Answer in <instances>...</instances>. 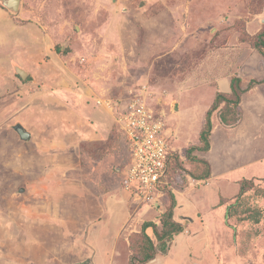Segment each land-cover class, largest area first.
Segmentation results:
<instances>
[{
  "label": "rangeland",
  "instance_id": "obj_1",
  "mask_svg": "<svg viewBox=\"0 0 264 264\" xmlns=\"http://www.w3.org/2000/svg\"><path fill=\"white\" fill-rule=\"evenodd\" d=\"M263 24L264 0H21L16 12L0 2V264H93L110 245L114 227L99 219L102 177L92 179L82 158L109 134L121 139L113 122L139 90L146 91L139 99L163 122L166 142L186 148L184 141L196 140L207 112L217 114L212 107L217 73L239 71L246 83L252 71L260 75L255 60L264 62L263 55L239 36H253ZM221 42H228L223 53L209 52ZM57 45L67 53L52 50ZM14 63L31 74L28 93L15 89L20 79ZM240 101L247 127L221 131L212 142L244 139L240 161H232V172H223L220 180L237 173L241 180L252 173L256 180L250 178L246 196L258 205L261 198L254 190L264 188V158L256 160L264 155V83ZM115 105L123 113L115 114ZM62 108L67 111L60 114ZM17 124L30 138L22 141ZM52 139L62 146L46 148ZM110 156L111 163H125L123 141ZM226 158L216 171L227 168ZM105 179L103 191L109 186L114 192L102 205H108L112 220L123 213L120 206L128 208L123 209L127 224L117 234L127 244L126 233L147 221L139 207L144 202ZM48 188L51 192L44 193ZM224 190L230 196L233 186ZM154 212L148 210L154 214L149 219L157 222L161 214ZM43 214L51 218L50 225H30V216L44 219ZM236 226L228 237L215 229V254L204 264H264L263 223L238 221ZM125 252L122 247L117 253L120 261Z\"/></svg>",
  "mask_w": 264,
  "mask_h": 264
},
{
  "label": "crops",
  "instance_id": "obj_2",
  "mask_svg": "<svg viewBox=\"0 0 264 264\" xmlns=\"http://www.w3.org/2000/svg\"><path fill=\"white\" fill-rule=\"evenodd\" d=\"M63 48L64 47H62V49ZM52 50H54V47H52ZM221 56L223 55L221 54ZM258 58L256 57V60L255 58L254 60L258 62L260 75L257 76V74H254V72L252 71L250 75L253 78L252 80L249 79L247 83L244 82L242 77H240L242 75H240L239 71L225 73L224 70H221L220 73H217L216 78H218V81L214 82L216 85L215 95L217 94V92H230V80L232 79V77L239 78L241 80V86L243 88L247 86L251 81L261 79L259 82L253 83V85L245 91L246 93L243 92L241 94L240 100H242V97L246 94H249L251 97V94L254 93L257 89V85L264 83V62L258 60ZM238 66L239 65H236V67ZM31 67L33 69L34 66L31 65ZM17 68H19L18 65L14 63V72L16 73L17 71H15V69ZM54 71H56V66H54ZM24 72H26L25 78L22 79V77L19 75L22 80H25L28 75H30V79H32L31 74L28 71ZM57 76L62 79L61 81H64L66 78L60 75ZM22 80H20V84H18V86L16 85L17 87H15V89L16 91H25L28 93L29 90H27V81L23 82ZM39 92L40 90H38L36 94H39ZM59 94L60 93H58L57 95ZM57 95L56 97L58 98ZM82 97L83 96H81V98ZM61 98L62 97H59L58 99L60 100ZM174 100L176 101V99ZM239 105H241V101L239 102ZM66 111V109L62 108L59 110V113L63 114ZM68 111H70V109ZM240 111L241 117L237 120L235 124L228 126L220 123L217 114H214L212 116V129L207 138L208 145L206 149L202 148L203 143L199 138V132L203 128L205 120L203 121L202 126H200L199 128L196 140L187 139L184 141V146L186 148H182V145H174V143L169 144V149L171 150L172 155L169 160L167 176L159 184V188L155 192L156 194L154 201L148 203L144 202L139 205L143 213L146 211L145 215L147 217V221L146 223L142 222V224H140L138 228L135 227L134 229H131L130 232L126 233L125 237L127 244L126 242H122L121 244V240L117 237V234L119 233V230H121V228L127 224V221H125L126 216H124V210H128V208H126V206L124 208V205L120 206L123 213H116L113 216L114 219L112 220V214H110L108 205H102V201L105 197L110 196L111 192H114V190L108 187L105 193L102 192L100 194L98 201H101L99 204L102 207L100 210L102 214L99 219L105 220L108 225L110 224L112 227H114V230L112 232V239L109 242L110 245H108V247L104 248L103 251H101V256L99 255V258L94 259L95 261L93 262V264H204V262L208 258L214 256L215 253L212 251L216 249H212L211 251V248H213L212 245L214 241L212 240V236L215 234V229L218 228L219 231H221L220 233L226 237H228L227 235L229 229H231V234L233 235L236 232V225L238 224V221L233 217H228L227 212L230 204L234 202L235 198L237 197V194L240 191V181L247 178H253L256 180L252 173H246L244 175V178L241 180L239 173H237L233 177L232 175H229L220 180V176L224 174L223 172H232L233 168L235 167L231 166L232 161H235L236 163L237 161H240V159L237 158V156L240 155V150L238 149H240V145L245 147V141H243L244 139H240L239 142H237V140H225L220 142L218 141L216 144V141L215 143L212 142V138L214 137V135L220 134L221 131L237 133L238 131H241V128L247 127L245 126L247 125L245 123V120H247L248 115L245 113L242 115L241 106ZM174 112L179 115L178 109ZM65 123L71 124L69 122H66V120ZM61 124H63V121L61 122ZM239 125H242V127H240ZM53 129L54 127H50L48 134H50ZM28 133L30 138L31 133ZM50 137H52V134H50ZM255 137L256 133H253V138L255 139ZM254 139L251 142V147H253V150L255 151V148L253 146ZM62 144L63 142L57 144V142L53 141L52 139L51 142L45 144V147L47 148L53 145L62 146ZM247 146H250V144H248ZM179 148L183 149V154L181 153V150H179ZM187 149L189 150V154H187ZM256 151L258 153L259 150ZM223 156H227L226 160L224 161V163H228L226 165L227 168L224 169V171L218 172L216 171V166H218L220 161L222 162ZM258 156L260 158L256 160H259L261 162L262 158H264V155ZM42 157L45 161L46 159L44 155H42ZM236 170H240V166L235 169V171ZM248 174L253 176L248 177ZM231 185L233 186V192L232 195L229 196L228 194H226L224 189ZM235 185L237 186L236 189ZM118 187H122V181L120 184H118ZM118 187L116 189H118ZM45 192L49 193L51 192V189H45L44 193ZM149 209L150 211H156L154 212L155 214H161L157 222L150 221L149 218L153 217L152 215L154 214L150 215L148 213ZM165 214L167 215L165 216ZM32 217L38 218L39 220H41V222L44 221L45 226L50 225L49 222L51 218L47 217L46 214H43L44 219H42L40 215L30 216V218ZM123 220L125 221V223ZM164 220L171 221L182 228L181 231L173 233L169 240H167L165 238V235H163V232H165L166 228H164ZM147 224L149 225L145 226ZM90 227L92 229L94 227V231L100 232V227ZM226 227L228 229H226ZM142 231L148 235L155 248L153 257L147 261H139L136 255L134 254V251L132 250L133 239L136 238V235L141 233ZM160 236L162 240L161 242L166 243V245H164V250L161 249L162 243L160 244ZM122 247L127 248L128 252L124 253L125 256L124 258H122L124 260L120 261V259L117 258V253L122 251Z\"/></svg>",
  "mask_w": 264,
  "mask_h": 264
},
{
  "label": "trees",
  "instance_id": "obj_3",
  "mask_svg": "<svg viewBox=\"0 0 264 264\" xmlns=\"http://www.w3.org/2000/svg\"><path fill=\"white\" fill-rule=\"evenodd\" d=\"M259 11L260 10H257V12ZM237 23H239V21H237ZM244 33L247 35V38L246 37L242 38V33L241 34L239 33L240 34L239 37H241V40L246 42V44H249V46L253 48L254 51L257 52V54L263 55L264 57V24H263V30H258V32H256L253 36L247 34L246 32ZM217 34L218 33H216V35ZM227 43L228 42H221L219 44L215 43V45H211V47L209 46L210 47L209 52L211 50L213 51L218 50L219 53H223L224 52L223 48L227 46L226 45ZM54 49L56 51L58 50V52L62 54L67 53V48L61 49L60 45H57ZM14 73L20 80H22L19 74H17L16 72ZM28 80H30V75H28V77L22 81L26 82ZM252 83L255 82L251 81L250 84H248L243 88L241 86V80L239 78L232 77V79L230 80V86H231L230 92H224V93L217 92L213 100L212 107L217 108V115L219 117L220 123L228 126V125H233L237 122V120L241 117V111L239 108L241 94L245 92L247 89H249V87L253 85ZM114 110H115V114L120 115L121 113H123L124 109L121 110L120 112V110H118L117 105H115ZM209 111L207 112L205 124L201 129L199 135V138L203 143V147H202L203 149H206L208 145L207 138L212 129V119H211L212 116L211 115L209 116ZM113 123L121 138L119 139L120 141L118 139H114V137H112L110 134L109 136L107 135L108 137L106 136L107 138L105 137V139L102 140L100 147H96L94 151H92L90 154H88L87 151L86 158L89 159L82 158L81 161L83 165L82 166L83 170H85L87 174L89 173L88 171H90V173H94L93 174L94 177L92 179H98V177H102V180L99 179L98 181V182H102L100 193L105 192V190L103 191V187H102V186H106L104 184L106 181L105 177H107L108 180L113 181L111 182L113 186H115V184L118 186V184L121 183L124 177V175H122V172L123 174L125 173V169L126 167H128L130 162V156L128 155L130 152L129 143L126 139L125 133L121 129L119 122L114 121ZM122 141H123V145L126 148V152L128 156L127 160L123 164L111 163L110 154L116 149L117 143L120 145V142ZM250 181H251L250 179H243L242 181H240V191L237 194V197L235 198L234 202L230 204L227 214L228 217L235 218L237 221H239V223L248 221L254 225L263 223L264 226V188L263 187L262 189H259L257 187L255 188L254 195L260 197L261 199L257 200L258 205L256 204L252 205L251 203H249L251 197L246 196L248 195L246 194V189L248 187L247 183ZM108 187L109 186H107V189ZM30 220L33 221L32 223H30V225L32 226H38L41 225V223L42 225L45 226L44 222H41V220H39L38 218L32 217L30 218ZM149 224L145 226H148ZM163 224H164V228L166 227L165 232H163V235H165V238L167 240L171 238L173 233L181 231L182 229L180 226L174 224L171 221L164 220ZM159 240H160V244L162 243L161 249L164 250L165 247L164 245H166V243L161 242L162 241L161 236ZM132 250L134 251V254L136 255L139 261H147L151 259L155 252L154 251L155 248L153 246L151 239L143 231L137 234L136 238L133 239Z\"/></svg>",
  "mask_w": 264,
  "mask_h": 264
},
{
  "label": "built area",
  "instance_id": "obj_4",
  "mask_svg": "<svg viewBox=\"0 0 264 264\" xmlns=\"http://www.w3.org/2000/svg\"><path fill=\"white\" fill-rule=\"evenodd\" d=\"M138 94L118 118L130 149V162L124 173L122 187L148 203L154 201L159 184L167 176L172 153L161 133L163 122L156 118L152 109L146 107L144 99H139L140 95L146 96V91L139 90Z\"/></svg>",
  "mask_w": 264,
  "mask_h": 264
},
{
  "label": "water",
  "instance_id": "obj_5",
  "mask_svg": "<svg viewBox=\"0 0 264 264\" xmlns=\"http://www.w3.org/2000/svg\"><path fill=\"white\" fill-rule=\"evenodd\" d=\"M21 0H0L3 6L9 9L12 12H16L19 8ZM17 73L22 77H26V72L24 70L17 68ZM15 130L22 140H26L29 137V133L20 125L15 126Z\"/></svg>",
  "mask_w": 264,
  "mask_h": 264
}]
</instances>
